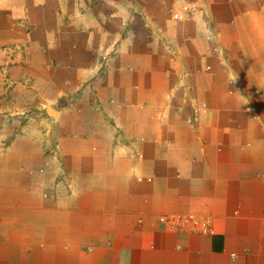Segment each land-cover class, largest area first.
<instances>
[{
	"label": "crops",
	"instance_id": "1",
	"mask_svg": "<svg viewBox=\"0 0 264 264\" xmlns=\"http://www.w3.org/2000/svg\"><path fill=\"white\" fill-rule=\"evenodd\" d=\"M0 264H264V0H0Z\"/></svg>",
	"mask_w": 264,
	"mask_h": 264
},
{
	"label": "built area",
	"instance_id": "2",
	"mask_svg": "<svg viewBox=\"0 0 264 264\" xmlns=\"http://www.w3.org/2000/svg\"><path fill=\"white\" fill-rule=\"evenodd\" d=\"M196 10L195 6L191 5H181L179 10L172 15V19L175 22H186L189 21L191 14ZM163 222V220H160ZM174 225H177L178 228H188L191 231L196 233L207 235L211 234L209 229V221L206 218H195L192 216L188 217H179L173 221Z\"/></svg>",
	"mask_w": 264,
	"mask_h": 264
}]
</instances>
